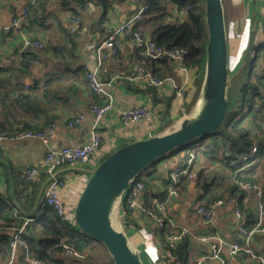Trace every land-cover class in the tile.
<instances>
[{
    "label": "crops",
    "instance_id": "obj_1",
    "mask_svg": "<svg viewBox=\"0 0 264 264\" xmlns=\"http://www.w3.org/2000/svg\"><path fill=\"white\" fill-rule=\"evenodd\" d=\"M83 1V7H75L80 11L73 13L60 8L59 0H42L35 6H31L33 0H0V125L9 134L14 132V125L19 123L34 129L53 125L54 133L49 145L51 149L80 145L87 139L92 122L90 107L98 102V98L88 87L83 72L94 66L96 48L113 29L138 11L143 0H108L105 9L100 0ZM225 6L226 10L229 7L236 15L241 14L235 19L236 22L232 23L233 28L236 24H241L237 37L233 39L234 36L231 37L229 33L230 44L237 50L244 45L254 23L258 40L264 37V0H225ZM26 7L31 13L39 11L44 20L42 23L32 19L21 20V32L16 34L9 28L11 20L20 16L21 10ZM74 18L80 19L78 32L70 31ZM186 20V13H181V9L176 5L169 4L164 8L161 17L140 28L141 32L149 37L150 32L161 25H179ZM228 30L230 32L229 27ZM33 41L42 42L44 48L27 50L25 42ZM23 47L24 52L19 58L17 53L23 50ZM106 55L99 75L114 101L99 129L101 147L91 164L85 167L95 166L111 151L128 142L171 129L180 118L190 112L198 93L197 83L200 75L191 71V88L187 96L176 97L177 88L173 81L176 66L170 60L168 66L171 74L166 77L161 87L149 86L143 79L128 80L125 75L139 64L138 58H142L131 36L122 37V48L117 56L108 52ZM237 60L235 59L234 65ZM261 60H264V56H261ZM43 81L44 86L38 87ZM28 85L31 86L29 91L25 90ZM140 106L150 108V118L136 123L121 121L120 112ZM78 114H83L85 119L73 128L67 127V122ZM47 150L36 140H5L0 144V200L15 207L13 217L17 223L25 221L28 214L41 212V203L37 207L35 203L47 177L43 183H40L43 175H39L33 182L26 183L23 174L32 166L40 164ZM197 154L200 164L208 162V158ZM183 156V150L176 151L158 161L152 172H166ZM261 166H258V169ZM76 168L75 165H63L57 171L58 175L65 179L64 201L70 208L74 206L87 177L84 171ZM229 173L226 165L220 166L215 174L219 180L214 182L215 185L209 184L204 189L203 180L183 183L180 195L168 205L180 228L200 235L216 233L229 241L237 223L249 226L254 222L255 210L251 194L246 203L251 204V209L253 207L254 214L251 218L246 212L241 220L237 221L233 215V207L229 204L217 207L212 221L208 224L195 213L197 202L210 204L214 197L227 188L231 179ZM151 184L156 187L154 192H158V184ZM215 186L220 188L217 192L214 191ZM126 231L141 251L144 264H166L160 260L163 244L156 236L153 223L144 221L140 232L133 228ZM254 244L256 250L264 254V237L257 236ZM5 250L6 245L0 243V262L7 259ZM200 254L209 255V246L191 242L188 256L195 258ZM229 260L230 264H256L235 256H231ZM15 264H20L18 257L15 258ZM207 264L218 262L210 261Z\"/></svg>",
    "mask_w": 264,
    "mask_h": 264
},
{
    "label": "built area",
    "instance_id": "obj_2",
    "mask_svg": "<svg viewBox=\"0 0 264 264\" xmlns=\"http://www.w3.org/2000/svg\"><path fill=\"white\" fill-rule=\"evenodd\" d=\"M35 0H33L34 2ZM192 9L187 6L181 10V13H186ZM145 12V6L140 4L138 11L128 20L121 23L113 29L108 37L96 48V56L94 61V69L84 70L83 75L90 90L97 96L98 102L90 107L92 114V122L87 139L80 145L65 146L57 149L49 148L50 139L54 133V126L50 125L44 129H35L25 127L22 123L15 125L14 133L7 135L2 131L0 126V144L8 141L36 140L43 144L48 150L40 164L32 166L25 171L24 177L27 181L33 182L41 172L47 176L48 182L43 190L41 198V208L51 207L57 217L61 221L71 220L72 208L64 201V191L66 182L58 175V169L63 165L89 166L98 153L101 147V138L99 129L101 122L113 105V96L106 90V84L100 79V70L103 67V62L106 59L108 52L111 55L117 56L122 48V37L131 36L137 49H140L144 57L151 59H160L167 56L169 59L177 60L180 63V72L182 73L181 85L176 90V97L185 98L190 90L191 70L184 65V51L172 49L167 50L157 46L150 37L145 36L141 31L134 29L135 23L140 20ZM33 18L39 19V15H33ZM28 19L27 7L21 10L18 17L11 20L9 28L16 34L21 32V20ZM80 19L74 18L71 21L73 28L71 32L79 31ZM2 27L0 24V31ZM25 46L43 49L42 42L33 41L25 42ZM258 46L264 47V37L258 40ZM70 47V45H69ZM23 50L17 53L20 58ZM255 56V55H254ZM259 59L254 68L250 70L248 78L249 82L258 85V79L262 83L263 89L256 96H253L251 103L247 106L252 113V118L241 122L249 128L251 145L246 154L241 155L234 161L217 159L215 161L200 164L198 154L191 149L184 150L183 158L172 168L163 173H144L138 177L131 185L127 192L124 201L129 209L133 211L135 216L139 217V223L142 226L144 220L153 223L156 232L163 235L164 242L161 247L160 260L166 264H184L183 260H177L175 251L178 244L188 238L190 243L197 242L207 244L210 248L209 255H198L193 258L194 264H207L210 261H217L218 264H230L231 256L238 258H246L247 260L256 263L264 264V254L260 253L255 248V238L257 236L264 237V188L262 181L259 183L244 182L238 178L239 173L247 170L250 167H257L264 160V60ZM200 72V71H199ZM198 72V73H199ZM128 80L143 79L149 86L161 87L166 81L164 78L155 76L152 72L146 70L143 66H134L125 75ZM44 81L38 84V87L44 86ZM30 85L26 86L25 90L29 91ZM151 110L149 107L140 106L131 109H126L120 112V119L124 123H136L141 120L150 118ZM85 119L83 114H78L67 122V127L73 128ZM226 165L230 172V178L235 184L245 192V197L240 199L239 196L225 193L222 197L215 199L212 203L204 205L202 203L195 204V213L199 215L203 222L208 224L212 221L215 210L223 204H229L233 207V215L236 220H241L243 206L248 202L249 194L253 197V207L256 214L255 222L249 226H244L237 223L231 240L226 241L216 233L206 235L194 234L184 228H180L172 214L169 211L168 205L180 194L176 186L181 182H190L203 180V178L216 174L217 169ZM155 182L158 184L159 191L157 195L150 200L149 206H144L143 201L139 198L141 194L147 192L146 184ZM216 183V182H215ZM212 185H215L214 183ZM219 186L214 187V191H218ZM123 201V202H124ZM39 214L34 218H27L23 225L11 230V238L9 241V253L7 259L0 264H15V258L19 252H25V259L29 264H40L34 261L29 254L26 243L21 239V233L24 227L37 220ZM141 218V219H140ZM143 221V222H142ZM68 256H77L71 250L67 251ZM79 257V256H77Z\"/></svg>",
    "mask_w": 264,
    "mask_h": 264
},
{
    "label": "trees",
    "instance_id": "obj_3",
    "mask_svg": "<svg viewBox=\"0 0 264 264\" xmlns=\"http://www.w3.org/2000/svg\"><path fill=\"white\" fill-rule=\"evenodd\" d=\"M41 1L42 0H35L31 6L37 5V3ZM100 1L105 9L108 0ZM201 1L203 2V0H143L142 5L145 6V12L142 18L134 25L135 30L141 31L140 27H145L147 23L156 21L161 17L164 8L169 4H174L181 10L185 9L187 6L192 7V9L186 12V21L179 25H161L152 30L149 37L157 46L167 50L177 49L184 51V65L194 72L193 74L195 75H197L201 69L206 44L204 9ZM81 4L84 5L83 0H59L60 8L72 11L73 13H78L80 11V9L76 10L75 7H83ZM33 15H39L40 18H33ZM28 19H32L37 23H42L44 16L39 11L33 13L28 11ZM263 49V46L257 48L256 54L249 64L250 70L252 67H255L258 60L261 59V56H264V53H262ZM136 50L141 52L140 49L136 48ZM138 59L139 64L137 66H143L146 70L152 72L159 78L166 79V77H170L169 60L163 58L151 59L143 55L142 58L139 57ZM249 75L250 72L248 73V77ZM258 82V85H256L248 80L245 81L242 85V92L241 96L238 97L239 99H231L222 126L214 133L197 141L196 143H199V145L194 149L195 153L201 154L203 157L208 158V162H211L217 159L234 161L249 151L251 145L250 132L249 128L240 122V114L243 112V109L248 108L247 106L251 103L252 97L258 95L261 89H263L260 79H258ZM23 125L30 128L27 124L23 123ZM1 128L7 135H11L6 132L2 126ZM30 129L35 130L34 128ZM192 144L185 146L183 149H190ZM179 151H182V149ZM154 165L147 169L146 173L152 172L155 167ZM261 165H263L262 169H258V166L250 167L239 173L238 178L244 182L259 183L262 181L264 188V160L259 166ZM40 175H43L40 181V183H43L47 175ZM23 180L26 183L29 182L25 179L24 174ZM209 180L214 183L219 179L215 175L203 178L205 182H209ZM183 183L185 182H181L176 186L179 194L180 191H182ZM153 186L151 182L147 183V192L141 194L139 197L143 201L144 206H149L150 200L157 195V192H154V188L156 187ZM225 193L237 195L240 199L245 197V192L242 191L232 179H230L229 184H227V188H225L219 196L214 198L218 199ZM14 211L15 207L13 205L0 200V243L6 245V250L4 251V253H6L5 256H8L9 253V241L11 238L10 229L19 228L24 223V220L17 223V220L13 217ZM121 211V222L125 230L133 228L139 232L142 231L139 217L135 216L133 211L127 207L125 201L122 204ZM246 212L249 214L250 218L251 215L254 214L253 207L251 209L250 203L243 206L242 216ZM255 219L256 214L254 216V222ZM156 233L158 234H156V236L160 238L163 244V235L158 232ZM21 239L27 245V254L40 264H113L108 254L97 253L96 246H98V244L92 238L78 232L70 221H61L51 207L45 206L41 208L37 220L28 223L24 227L21 233ZM189 246L190 241L186 237L178 244V248L175 251L177 260H183L185 262L184 264H194L193 258L191 259L188 256ZM68 250H71L79 257L68 256ZM93 252L97 253V255H93ZM17 257L20 264H29L25 259L26 255L24 251L19 252Z\"/></svg>",
    "mask_w": 264,
    "mask_h": 264
},
{
    "label": "water",
    "instance_id": "obj_4",
    "mask_svg": "<svg viewBox=\"0 0 264 264\" xmlns=\"http://www.w3.org/2000/svg\"><path fill=\"white\" fill-rule=\"evenodd\" d=\"M225 7V0H203L206 44L198 77V93L190 112L171 129L128 142L111 151L93 167L76 166L87 177L72 207L70 222L78 232L100 244L113 264H144L141 251L120 221L122 204L131 185L158 161L196 143L222 126L231 102L229 90L232 83L253 60L259 48L254 23L236 64L231 66ZM30 49L27 47V50ZM163 59L175 64L173 81L178 88L182 81L180 63L167 56ZM93 69L92 65L90 71ZM47 182L48 179L41 186L36 207L41 202ZM209 184H213V181L204 182L202 189ZM35 215L36 212L28 214V218Z\"/></svg>",
    "mask_w": 264,
    "mask_h": 264
},
{
    "label": "rangeland",
    "instance_id": "obj_5",
    "mask_svg": "<svg viewBox=\"0 0 264 264\" xmlns=\"http://www.w3.org/2000/svg\"><path fill=\"white\" fill-rule=\"evenodd\" d=\"M201 4H202V7H203V2L201 1ZM241 14H237L236 15V12L234 11H231V9H228L226 10V19H227V24H228V27L230 29V35L231 37L234 36L233 39H235L237 37V33L240 31V28H241V24L238 23V25L236 24V27L233 28L232 27V23L236 22V18L240 17ZM235 25V24H234ZM241 49H236V47H234L233 45L230 46V56H231V61H232V66H234V63H235V59H238L239 56H240V53H241ZM250 64V63H249ZM249 64L247 67H245L241 72H239L237 74V76L235 77L233 83H232V87L230 88L229 90V96H230V99H239L238 97L241 96V92H242V85L245 83V81L248 80V73L250 72V69H249ZM253 68V67H252ZM252 113L250 110H248L247 108L243 109V112L240 114V121L241 122H244L250 118H252ZM199 143H193L192 146H191V150L194 151V149L196 147H198ZM182 150H184L182 148ZM262 169L263 168V165L261 167H259V169ZM117 220V219H116ZM119 220V219H118ZM117 225H119L118 221H117ZM120 227V226H119ZM97 243V242H96ZM98 244V243H97ZM97 247V253H101V254H107L105 249L100 245L98 244ZM97 253H94L93 252V255H97ZM100 257V256H99ZM101 259V258H100Z\"/></svg>",
    "mask_w": 264,
    "mask_h": 264
}]
</instances>
